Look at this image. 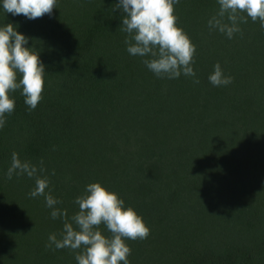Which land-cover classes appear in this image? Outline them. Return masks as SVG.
Masks as SVG:
<instances>
[{"label":"trees","instance_id":"obj_1","mask_svg":"<svg viewBox=\"0 0 264 264\" xmlns=\"http://www.w3.org/2000/svg\"><path fill=\"white\" fill-rule=\"evenodd\" d=\"M117 3L57 0L51 15L28 19L5 13L0 0V26L29 37L45 65L37 107L10 93L15 109L0 128V264H76L68 248H46L63 220L51 218L44 197H29L34 180L7 179L13 152L43 160L46 192L69 217L89 183L118 193L150 229L126 241L130 264H264L259 20L229 39L208 28L217 0H179L174 15L196 46V76L158 78L127 52ZM217 62L231 84L209 82Z\"/></svg>","mask_w":264,"mask_h":264},{"label":"clouds","instance_id":"obj_2","mask_svg":"<svg viewBox=\"0 0 264 264\" xmlns=\"http://www.w3.org/2000/svg\"><path fill=\"white\" fill-rule=\"evenodd\" d=\"M57 0H2L5 13L23 15L28 19L51 15ZM179 0H119L113 6L123 14L120 30L127 35L124 43L127 52L142 58V63L158 78L176 79L182 74L195 77L192 67L196 46L188 35L177 25L174 4ZM218 11L209 18V30L218 31L229 39L241 33L240 24L259 20L264 29V0H217ZM29 37L7 23L0 26V128L6 123V114L15 109V99L10 93L21 90L28 110H34L42 99L44 90L45 65L39 54L27 47ZM19 76V79H18ZM216 87L227 86L233 77L225 76L219 62L208 77ZM198 84L199 79H194ZM43 160L34 164L21 160L13 152L6 177L27 176L35 186L28 193L30 198L44 197L45 206L51 209L52 219H62L63 228L59 233L49 234L46 248H68L74 253L76 264H130L131 248L126 241L143 240L150 234L143 218L125 202L118 193L106 189L99 182L86 185L83 193L74 203L78 211L68 216L67 210L55 207L62 201L50 192L49 178ZM55 175V171H52ZM104 225L110 235H104Z\"/></svg>","mask_w":264,"mask_h":264}]
</instances>
